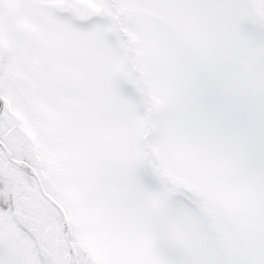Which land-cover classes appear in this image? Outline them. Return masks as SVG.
Returning a JSON list of instances; mask_svg holds the SVG:
<instances>
[{
    "label": "snow or ice",
    "instance_id": "1",
    "mask_svg": "<svg viewBox=\"0 0 264 264\" xmlns=\"http://www.w3.org/2000/svg\"><path fill=\"white\" fill-rule=\"evenodd\" d=\"M0 264H264V0H0Z\"/></svg>",
    "mask_w": 264,
    "mask_h": 264
}]
</instances>
